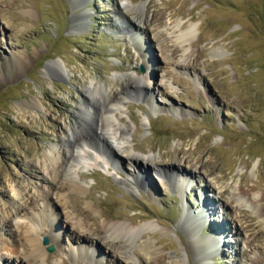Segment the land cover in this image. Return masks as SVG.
<instances>
[{
    "label": "rangeland",
    "instance_id": "1",
    "mask_svg": "<svg viewBox=\"0 0 264 264\" xmlns=\"http://www.w3.org/2000/svg\"><path fill=\"white\" fill-rule=\"evenodd\" d=\"M85 96L122 140L65 172ZM13 202L36 221L0 223V264L17 219L39 264H264V0H0V217Z\"/></svg>",
    "mask_w": 264,
    "mask_h": 264
},
{
    "label": "bare ground",
    "instance_id": "2",
    "mask_svg": "<svg viewBox=\"0 0 264 264\" xmlns=\"http://www.w3.org/2000/svg\"><path fill=\"white\" fill-rule=\"evenodd\" d=\"M81 18H84L81 16ZM80 19V18H79ZM131 25H129L130 27ZM191 32V29H186L185 35H189ZM14 64H17L18 68L21 70L26 65V62L21 61V59L13 58ZM55 69L54 73L57 75V77L61 78L63 77V70L58 64H54ZM140 84V83H139ZM136 84L134 86V92L138 94H142V89L140 88V85ZM97 91H105V88L101 85L97 86ZM88 93V92H87ZM89 94V93H88ZM91 95V94H90ZM128 96L129 92L127 94H123ZM92 97V96H91ZM91 97L85 96L84 101L81 103V109L78 127L74 129H70V132H66L64 134V142L67 144V151L68 155L62 154L59 155L61 166L65 167L67 170L65 172H70L71 169L74 166V163H83L85 162V159L90 157L91 153L88 152L86 147L93 148L97 152L102 151H110V144L111 140L112 142H117L118 140H122L121 136H123V133L119 132V135H117L118 128L115 127L114 124V118L111 114L113 112L112 106L115 104H111L110 102L105 101L110 99V97L106 96L105 99L102 102L94 103V99H91ZM111 100V99H110ZM109 101V100H108ZM94 103V104H93ZM100 116L102 117V120H100V125L98 127L96 118ZM116 122H118V119H116ZM119 124V122H118ZM98 127V128H97ZM99 129V133L96 134V130ZM73 152V153H72ZM57 157L53 155V150L50 149L48 154H45V163H46V169L51 181H54L55 178L59 175V171L57 168H55V162H57ZM105 160L107 161V156L105 157ZM135 160H137L135 158ZM87 163V162H86ZM60 164V163H59ZM89 165V164H88ZM111 165V164H110ZM64 173V171H63ZM49 181V180H48ZM49 181V183L51 182ZM76 188L77 184H74ZM49 189V187H48ZM42 197V196H41ZM45 197V195H43ZM11 209L6 210L3 212L2 216L0 217V224L1 226H4V224L10 223L11 218H18V219H25L27 217L28 223H30V226L33 227V221L36 219L34 215H28L26 214L27 210L21 207V205H15V203H12ZM10 206V205H9ZM9 213H8V212ZM41 212H38L37 215H42V213H45L46 215H49L46 213V206L45 210H40ZM27 215V216H26ZM46 215L43 214V217L41 218L42 222L41 224H46L45 222H48L49 216L46 217ZM18 219L15 221L17 227L24 228L22 237L20 239L21 246L23 247L21 252L16 251L15 257H17L19 264L27 263V264H39V263H45L43 257L44 248L40 245L39 239L37 240L36 235L38 230L36 231L32 227L23 225L18 223ZM36 221V220H35ZM38 223V222H37ZM53 224V222H48V224ZM25 224V223H24ZM33 224V225H32ZM132 223H120V224H104V228L106 232L112 237H129L133 238L132 236H135L136 233H140L141 231L145 230H152L154 228V225L150 223L142 224L141 226H133ZM16 227V228H17ZM51 227V226H50ZM7 231V230H6ZM21 236V235H20ZM114 239V238H113ZM73 254V253H72ZM78 255L77 257H80L82 255L87 256L88 252L83 253V250H80L76 253ZM72 257H76L75 255H71ZM10 257V256H9Z\"/></svg>",
    "mask_w": 264,
    "mask_h": 264
},
{
    "label": "water",
    "instance_id": "3",
    "mask_svg": "<svg viewBox=\"0 0 264 264\" xmlns=\"http://www.w3.org/2000/svg\"><path fill=\"white\" fill-rule=\"evenodd\" d=\"M47 251L51 252V251H53V248H47Z\"/></svg>",
    "mask_w": 264,
    "mask_h": 264
}]
</instances>
